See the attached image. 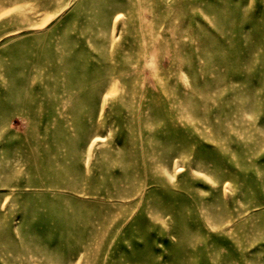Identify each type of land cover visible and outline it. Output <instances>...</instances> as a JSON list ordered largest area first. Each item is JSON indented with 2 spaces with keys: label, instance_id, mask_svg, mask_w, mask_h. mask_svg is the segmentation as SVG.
Returning a JSON list of instances; mask_svg holds the SVG:
<instances>
[{
  "label": "rangeland",
  "instance_id": "rangeland-1",
  "mask_svg": "<svg viewBox=\"0 0 264 264\" xmlns=\"http://www.w3.org/2000/svg\"><path fill=\"white\" fill-rule=\"evenodd\" d=\"M0 264H264V0H0Z\"/></svg>",
  "mask_w": 264,
  "mask_h": 264
}]
</instances>
